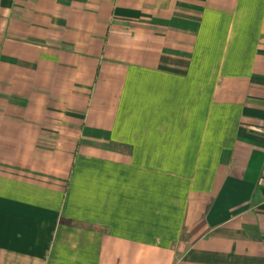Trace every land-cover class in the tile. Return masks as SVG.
<instances>
[{"label": "crops", "instance_id": "1", "mask_svg": "<svg viewBox=\"0 0 264 264\" xmlns=\"http://www.w3.org/2000/svg\"><path fill=\"white\" fill-rule=\"evenodd\" d=\"M0 264H264V0H0Z\"/></svg>", "mask_w": 264, "mask_h": 264}]
</instances>
